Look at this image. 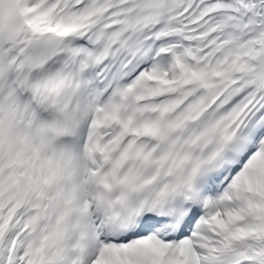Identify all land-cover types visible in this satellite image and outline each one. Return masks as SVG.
I'll use <instances>...</instances> for the list:
<instances>
[{"label": "snow or ice", "instance_id": "snow-or-ice-1", "mask_svg": "<svg viewBox=\"0 0 264 264\" xmlns=\"http://www.w3.org/2000/svg\"><path fill=\"white\" fill-rule=\"evenodd\" d=\"M0 264H264V0H0Z\"/></svg>", "mask_w": 264, "mask_h": 264}]
</instances>
